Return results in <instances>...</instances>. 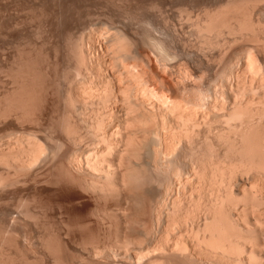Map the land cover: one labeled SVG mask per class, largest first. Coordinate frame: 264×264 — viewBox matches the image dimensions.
<instances>
[{"label": "bare ground", "instance_id": "obj_1", "mask_svg": "<svg viewBox=\"0 0 264 264\" xmlns=\"http://www.w3.org/2000/svg\"><path fill=\"white\" fill-rule=\"evenodd\" d=\"M236 5L202 7L201 15H196L192 29L208 47L237 37L256 40L232 51L225 61L221 57L225 63L204 90L176 85L163 91L160 84L145 78L141 64L134 60L137 55L131 54L130 41L115 28L91 25L93 32L107 33V43H103L111 62L107 53L104 57L94 55L92 43L82 46L89 39L97 42L99 33L94 37L90 26L80 34L82 39L78 38L81 46L76 41L72 47L75 51L79 48L71 51L76 59L74 69L79 70L68 79L69 84L66 82L68 114L60 127L63 143L56 144L60 148L66 144L67 150L60 163V180L76 185L94 202L122 196L124 204L115 211L124 220L129 206L140 203L141 193L130 195L128 190L150 183L156 189V198L148 206L149 222H138L135 235L126 229L114 238L106 234L107 241L86 245L84 241L81 249L90 256L119 257V264H264V189L254 181L264 178V40L255 34L260 31L254 26L259 22L253 15L256 4H246L248 8ZM158 39L151 36L148 42L158 63L165 66L171 55ZM143 52L138 54L147 62L153 60ZM181 71L192 79L187 68ZM14 79L13 87L16 85L11 88L15 90L8 92L18 93L22 100L29 98L28 94L33 98V93L21 91L23 84L16 83L18 78L13 75ZM16 98H4L8 102L0 117L13 113L16 119H27L31 110L25 112L26 104ZM31 115L35 117L33 112ZM16 139L18 147L8 144L6 151L0 150V187L16 180L14 172L25 169L33 161L32 154L43 160L50 155L51 149L42 148V152L31 137L24 138L25 142ZM208 179L213 190L203 196ZM47 243L46 252L57 248Z\"/></svg>", "mask_w": 264, "mask_h": 264}, {"label": "rangeland", "instance_id": "obj_2", "mask_svg": "<svg viewBox=\"0 0 264 264\" xmlns=\"http://www.w3.org/2000/svg\"><path fill=\"white\" fill-rule=\"evenodd\" d=\"M228 1L0 0V111L4 110L6 106L4 104H7L8 100H14V98L10 99V97H19L18 99L22 100L20 96H17L18 93L15 96L12 92L15 90L11 88L14 84L13 81H16V79L12 80L13 75L14 78H18L16 83L23 84L22 86L19 85L21 86V91L27 90L25 92H30L34 95L33 98H30L31 94L27 95H30L29 98L22 96L24 98V101L22 100L24 102L23 105L26 104L25 112L27 109V113L31 110L27 114V119L24 116L19 117L18 120L14 118L16 115L13 113L1 115L0 150L4 149L6 151L8 144L11 148L18 147L19 144L16 142V138L22 140L30 137L32 138L31 140H34L37 149L41 151L42 148L46 147L51 149H48L50 152L49 157L44 160L43 157L35 159L36 154H32L33 161L27 163L25 169L14 172L16 180L10 183L8 181L4 186L0 187V264H102V262L103 264H119V257H117L118 259L112 257V259L97 256L98 259L95 256H90L85 252V249H81L84 248L82 245L89 244L90 241L94 243L103 242L104 239L107 241V239L109 240L108 236L110 238H114L113 235L116 237L120 234L121 236L122 232L124 234L127 230H129L127 233L137 234L138 222L143 221L146 224L149 222L148 206L156 198V189L150 183L142 185L143 188L128 190L130 191L128 193H131L130 195L135 194V192L136 194L141 193L138 197L140 203L139 207L130 203L131 206L127 210V213H129L128 217L124 220L121 217L122 215H119V211L116 212L118 207L124 204L122 196L94 202L90 195L83 193L76 185L65 184L60 180L59 170L67 150H64L66 144L61 145L62 148L56 146V144L58 145L60 141L63 143V137H60L62 136L60 127L65 121L64 118H67L65 115L68 114L66 111L65 89H67V83L71 81H68V79L73 78L72 76L79 70L74 69L77 66H75V57L73 59L75 55L72 56L73 53L71 52L74 48L73 46L78 44L76 41L82 39L84 30H88L92 24H99L104 26L105 29L115 28L118 31L121 30L120 32L124 34V37L126 36L127 41H130V47L132 46L130 48L131 54L134 57L137 55L134 60L140 63L143 72H146L143 73L145 78L147 76L152 82L158 83V86L160 84L159 87L163 91L166 90L165 92L173 89L176 85H185L189 89L192 88V90H198V88L204 90L216 76V73L219 72V69L225 63L223 61L228 59L227 56H230L232 51L241 45H252V43L256 42L253 38L248 41L251 36H247L248 38L237 37L236 39L239 41L234 39L237 43L230 39V42L234 43V45L231 43L232 47H230V42H226V45L221 40L220 43L218 40L217 44L219 45L215 43V47L212 45L208 47V45L203 44L192 27L194 28V23L197 19L196 15L199 17L204 7H213L220 4L231 5V2L232 5L238 3L241 7L244 5L243 8H245L246 4L248 7L256 4L253 7V9L255 8L253 15L259 22L254 24V26L257 25L255 29H260V31L257 30L259 32L257 33L255 30V34L259 35L257 36L260 40H264V0ZM247 6L246 8H248ZM193 20L194 22L192 23ZM260 24L261 28H258ZM92 26L94 27V25ZM96 26L95 28H97ZM86 27L88 29H84ZM93 31L94 28L92 31L90 30V32ZM98 33L99 37L97 36ZM93 34L94 37H98H96L97 42L96 40L91 42V39H89L88 44L84 41L85 44L81 42L82 46L93 44L90 47L95 51L90 50L93 51L94 55L98 53L104 57V54L107 53L105 57L108 61L110 58L105 50L107 49L105 44L107 43L105 41L107 36L105 34L107 33L93 32ZM151 36L156 39L160 38L158 40L161 43L163 42L165 50H168L167 52L171 55L168 57L169 60L165 66L158 63L154 50L148 42V38ZM198 39L203 44L202 46ZM81 43L79 42V45ZM227 47L230 49H227ZM78 51L79 48L75 52ZM145 51L148 52L150 59L153 60L147 62V58L144 59L141 54H138L145 53ZM219 54L225 55L220 56ZM218 57H224V60L221 58L218 61ZM110 60L108 62L112 61ZM181 67L182 69L187 68L186 73H191L194 78H188L185 72L181 71ZM178 69H180L179 73L177 72ZM17 75L22 77L19 79ZM23 78H25L24 81ZM31 78L35 80L34 83ZM30 81L33 84H30ZM9 89L12 91L8 92ZM4 90L7 91L5 92ZM2 92L9 96L8 100H5L8 96ZM26 98L31 104L25 101ZM151 99L155 101V98ZM32 112L33 116H35L34 118L31 115ZM26 139H24V142ZM218 151L220 152L221 149L219 148ZM0 168L3 171L1 165ZM209 181V179L206 180L205 185ZM254 181L264 189V178H256ZM209 184L204 185L206 189L202 188V191L204 189V192L201 191L202 194L205 191L207 194L213 190V188L211 189V184ZM143 194L145 195L143 196ZM262 207H264V204ZM21 211L24 212L21 214ZM25 212H27V217ZM125 224L130 225L127 227ZM106 234H108V238H105ZM84 241L87 242L85 243ZM44 243L57 248L49 249L46 252L47 248H45ZM42 247L45 249H42ZM114 259L117 261H113Z\"/></svg>", "mask_w": 264, "mask_h": 264}]
</instances>
